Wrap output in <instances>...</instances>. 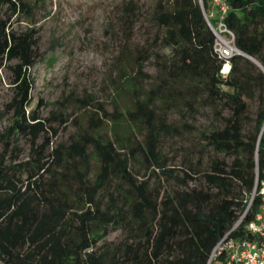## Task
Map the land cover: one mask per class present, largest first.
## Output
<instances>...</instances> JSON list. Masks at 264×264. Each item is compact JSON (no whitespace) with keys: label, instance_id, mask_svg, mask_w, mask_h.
Wrapping results in <instances>:
<instances>
[{"label":"trees","instance_id":"1","mask_svg":"<svg viewBox=\"0 0 264 264\" xmlns=\"http://www.w3.org/2000/svg\"><path fill=\"white\" fill-rule=\"evenodd\" d=\"M32 1L0 0V66L12 94L0 153V264H207L226 234L252 237L246 226L261 196L251 194L264 180V0H226L223 21L238 49L228 59L206 22L212 0H157L147 44L117 56L113 109L86 100L75 133L54 148L58 116L28 109L35 32L11 28L32 15ZM133 12H124L128 22ZM149 61L154 75L144 71ZM201 107L216 122L183 166L169 167L162 141L194 130L172 113Z\"/></svg>","mask_w":264,"mask_h":264},{"label":"rangeland","instance_id":"2","mask_svg":"<svg viewBox=\"0 0 264 264\" xmlns=\"http://www.w3.org/2000/svg\"><path fill=\"white\" fill-rule=\"evenodd\" d=\"M156 2L39 0L32 1V15L21 13L13 18L11 28L17 33L30 29L35 32L36 63L30 71L33 86L28 109H36L41 118L58 116L59 119L52 122L58 130L52 148L67 142L75 133L74 120H81L86 100L99 101L109 111L113 109L111 97L115 91L117 56L124 45L143 47L147 44L155 30L152 16ZM129 6L134 11L131 22L124 14ZM210 12L215 16V9ZM223 37L227 39L228 34L224 33ZM155 69V62L149 61L144 71L154 75ZM10 76L7 65L0 66V153L2 138L11 124V113L6 108L12 96ZM171 118L194 128L181 138L162 141L161 151L168 166L180 168L186 160L187 150L190 153L193 145L200 144L202 132L215 123L216 118L210 109L203 107L197 108L193 116L174 112ZM19 148L20 158H27L30 145L26 139L19 141ZM140 172L142 175V168ZM165 185L169 186L167 182ZM118 235L119 232H113L108 239Z\"/></svg>","mask_w":264,"mask_h":264},{"label":"built area","instance_id":"3","mask_svg":"<svg viewBox=\"0 0 264 264\" xmlns=\"http://www.w3.org/2000/svg\"><path fill=\"white\" fill-rule=\"evenodd\" d=\"M213 12L205 14L206 22L215 36L214 48L225 59L231 57L238 49L234 45V34L224 23L228 5L226 0H212ZM211 19H217L213 26ZM227 33L228 38L223 34ZM258 194L261 196V205L253 220L246 230L251 234L250 238H233L226 234L213 248L207 264H214L218 257L223 258V264H264V180H256L251 199Z\"/></svg>","mask_w":264,"mask_h":264},{"label":"bare ground","instance_id":"4","mask_svg":"<svg viewBox=\"0 0 264 264\" xmlns=\"http://www.w3.org/2000/svg\"><path fill=\"white\" fill-rule=\"evenodd\" d=\"M228 69H229V66H228V64H226V65L224 66V68H223V71H228Z\"/></svg>","mask_w":264,"mask_h":264},{"label":"water","instance_id":"5","mask_svg":"<svg viewBox=\"0 0 264 264\" xmlns=\"http://www.w3.org/2000/svg\"><path fill=\"white\" fill-rule=\"evenodd\" d=\"M239 53H241V52H239ZM242 55H245V54H243V53H241ZM246 57H248V58H250L249 56H247V55H245ZM251 59V58H250Z\"/></svg>","mask_w":264,"mask_h":264},{"label":"crops","instance_id":"6","mask_svg":"<svg viewBox=\"0 0 264 264\" xmlns=\"http://www.w3.org/2000/svg\"><path fill=\"white\" fill-rule=\"evenodd\" d=\"M220 264H223V263H220Z\"/></svg>","mask_w":264,"mask_h":264}]
</instances>
